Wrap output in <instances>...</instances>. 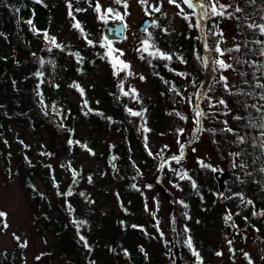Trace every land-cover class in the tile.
<instances>
[{
	"label": "rangeland",
	"instance_id": "1",
	"mask_svg": "<svg viewBox=\"0 0 264 264\" xmlns=\"http://www.w3.org/2000/svg\"><path fill=\"white\" fill-rule=\"evenodd\" d=\"M41 1L53 14L51 25L60 46L41 65L47 92L66 99L71 113L88 96L95 107L110 116L106 124H100L96 117L82 119L73 133L67 131V125L72 124L69 111L62 118L57 116L59 128L55 131L39 122L33 126L14 119L2 123L0 117V212L7 214L6 220L0 218V264H131L126 252L118 250L126 241L124 215L132 223L130 247L141 253L144 264H249V259L252 264H264V238L255 229L261 219L253 225L247 214H240L244 200L258 201L257 192L235 185L220 193L211 170L232 174L231 159L222 158L219 152L228 149L227 144L209 123L214 119L213 109L223 99L230 101L229 119H233V65L241 47L235 1L203 0L208 7L197 8L195 13L182 3L177 8L168 0H147L146 5L139 0H122L121 4L96 0L92 6H88V0ZM150 5L160 7V11H152ZM79 7H84L81 13L72 11ZM109 8L120 13L126 23L127 35L122 41L106 43L102 37L106 23L121 20L106 15L104 10ZM146 17L152 24L146 33H140L138 27ZM81 20L100 41L98 47L75 27ZM9 27L13 25L9 23ZM218 33L220 38L216 39ZM144 40L149 41V51L155 55L138 51ZM186 43H192L193 49L199 47V58L195 52L179 62L161 57L160 53L166 56L168 51H180ZM40 44L53 45L45 44V40ZM8 46L5 39L0 40V48ZM120 61L130 68L116 75L114 70L122 67ZM220 61L228 67H222ZM57 62L67 65L60 70L67 69L57 71ZM82 63L88 71H80ZM207 76L209 94L202 88ZM124 92L129 94L125 96ZM129 109L141 115L132 116ZM5 112L12 115L10 108ZM120 121L124 123L118 125ZM125 138L132 139L127 147L131 150L136 146L139 155L131 152V158L125 156ZM148 153L154 157L152 164ZM112 154L116 155V171L119 165L127 168L131 193H125L126 183L111 171L108 159ZM200 162L210 167H202ZM185 173L187 178H182ZM29 180L41 194L32 191ZM199 184L219 193L218 203L209 213L198 209L199 201L193 197L194 185ZM186 200L191 201L195 217L191 221L192 237L180 223V213L184 214L181 203ZM68 204L75 209V231L80 235L75 232L59 239L56 218L70 227ZM228 216L231 220H226ZM261 216L264 218V213ZM86 220L100 222L89 237L98 244L90 261L79 259L86 251L81 239L86 233ZM189 238L199 260L187 245ZM165 240L167 250L161 243ZM70 241L72 245L68 246Z\"/></svg>",
	"mask_w": 264,
	"mask_h": 264
},
{
	"label": "trees",
	"instance_id": "2",
	"mask_svg": "<svg viewBox=\"0 0 264 264\" xmlns=\"http://www.w3.org/2000/svg\"><path fill=\"white\" fill-rule=\"evenodd\" d=\"M234 1L237 5L236 10L239 9V11L235 10L234 17L240 24L241 47L240 55L233 65L236 75L234 92L231 98V104H234L233 119H229V114H231L229 112L231 110L230 101L223 99L225 103L218 104L213 109L215 115L209 126L217 131L227 144L228 149L224 148L219 151L222 158L228 157L232 161L230 165L232 178L227 182L226 191L230 190L232 186L240 185L251 187L257 192L258 201L244 200L241 204L240 214H247L249 223L253 225L255 220L261 219L260 225L255 229L264 238V218L261 216L264 213V171H262L264 169V130L259 127L261 117L264 116V99H261L264 96V88L258 87V85H264V55H262L264 53V34L258 27L264 25V0ZM79 10L81 8L73 11L78 14V12H81ZM52 16V12L43 1L37 3L36 0H0V40L5 39L9 45L8 49L0 48V100H4L3 107H0V117L4 120L2 123H9L14 119V121H20L24 126H33L34 122L36 124L39 122L41 126L55 131L59 128L57 116L62 118L64 115H68L67 111L71 113L67 100L64 98L58 99L56 96L51 95L43 84L46 74L41 65L49 58L48 56L52 50L59 48L46 44V42H51L50 38L55 35L50 20ZM9 23L13 27H9ZM250 25L257 27H250ZM79 26V30L83 31V34L91 40L93 45L100 43L99 40L93 38L85 21L81 20ZM45 33H47L48 39L45 38ZM218 38H220V33L216 36V39ZM43 40L51 50L40 44V41ZM180 47V51L175 50L169 53L171 60L176 61L177 59L179 62L188 59L192 52H195L198 58L200 57L199 47L193 49L192 43H186ZM62 65L63 63H57L55 68L58 66L56 69L60 70ZM27 68L29 69L27 70ZM32 68H35V70L33 71ZM65 69L67 68L65 67L61 71ZM209 81L210 77L207 76L202 84V88L207 90L206 94L210 92V89L208 90ZM82 86L84 87V84ZM194 90L192 88V92ZM86 98L88 99L82 101L79 109L71 113L72 124L67 125L69 133H73L75 125L82 119L96 117L100 124H106L105 120L110 116L106 110L102 109L100 111L99 108L95 107L94 101L90 97L87 96ZM97 101L103 103L101 98H97ZM98 102L95 105L98 106ZM7 108H10L12 115L5 112ZM257 109H260V111H257ZM237 117H240V119H237ZM119 123L124 122L120 121L118 125ZM128 134H130L129 130ZM221 138H219V144H221ZM241 139L243 142H241ZM124 142L126 146L123 145L122 152L126 157L131 158V152L140 154L136 146L135 148L132 146L131 150L127 147L128 142L132 144V139L125 138L123 144ZM127 150H130L128 154ZM225 152L226 154H224ZM237 154L239 155L238 162L235 163ZM148 156L152 164L154 157L149 153ZM241 164L244 167H240ZM115 176L126 183L125 193L133 191L130 176L124 165L118 166ZM28 183L36 195L41 194L37 191L32 180H29ZM218 194L213 187L199 184L194 187L193 197L199 201L197 203L198 209L200 208L204 213H209L215 209L218 203ZM181 205L184 214L180 213V223H184L187 232L193 234L194 229L191 226V221H194L195 217L191 201H182ZM67 210L71 214L70 227L63 225L59 217L56 218V233H60L59 239L76 232L75 228L77 227L73 223V221L76 222L75 209L71 204H68ZM248 212H250V215ZM123 217V235L125 236L123 237L126 241L119 244L118 250L119 252H126V258L131 264H144L145 258L141 253L132 250L130 247L129 236L132 223H129L128 216L124 215ZM86 222V233L82 237L87 242V247L85 248L86 251L79 256V259L87 258L90 261L93 259L98 244L93 240L91 241L89 237L93 231L99 228L100 222L95 223L90 220H86ZM76 233L77 236L80 235V233ZM69 243L68 246H71V241ZM161 243L167 250V241H161Z\"/></svg>",
	"mask_w": 264,
	"mask_h": 264
},
{
	"label": "snow or ice",
	"instance_id": "3",
	"mask_svg": "<svg viewBox=\"0 0 264 264\" xmlns=\"http://www.w3.org/2000/svg\"><path fill=\"white\" fill-rule=\"evenodd\" d=\"M37 3H40L41 0H36ZM139 2L142 4V5H146L147 4V0H139ZM168 2L170 4H175V6L177 8H180L181 6V3L186 5L189 9H192L193 13L196 12L197 8H200V9H206L208 7V5H205L203 3V0H199L198 3H195L194 0H180L179 3H177V0H168ZM115 3L117 4H121L122 3V0H115ZM123 7L125 8V10L127 9V3L124 2L123 3ZM150 7L152 8V11H155V12H159L160 11V7L158 6H155V5H150ZM69 8H71V5H69ZM211 9L213 12H216V7L215 5H212L211 6ZM97 11L100 12L101 9L99 6H97ZM105 11V14L106 15H115L116 17L120 18L121 20L123 19V17L121 16L120 13L118 12H114L113 9L109 8V9H106L104 10ZM237 11H239V9H237ZM181 12H183V8H181ZM127 14V12L125 11V15ZM217 14H222V13H217ZM69 15H71V11L69 12ZM188 17L185 16V19H187ZM29 23H31V21H29ZM75 27L79 28V24L77 23L75 25ZM250 27H257L255 25H250ZM262 32V34H264V25H260L258 26ZM45 35V38L48 39L47 37V33L44 34ZM51 39V43L56 46V47H60L57 43H56V40L54 37L50 38ZM141 45L142 47L140 49H138V51H143V52H147L148 55L152 56V55H155V53L149 51V48L152 47L149 43L148 40H144L141 42ZM103 46V45H102ZM51 50V49H49ZM158 51V50H157ZM217 51L219 52L220 50L217 49ZM122 54V53H121ZM161 57L164 58V59H170L171 57H168V56H165L163 53H160ZM262 55H264V53H262ZM121 64V68L119 70H114V74L118 75L119 74V71L120 70H124V69H129L130 68V65L127 64L126 62H123V61H120L119 62ZM220 64L222 67H228L227 65H224L223 61H220ZM114 69H115V64L113 65ZM39 75V73H38ZM141 79H143V77H141ZM121 87V90L123 91V84L120 85ZM258 87H261V88H264V85H258ZM131 92L133 95H136L138 96V93H136V90L135 89H131ZM129 93L128 92H124V95L127 96ZM261 99H264V96L261 97ZM221 104H224L225 102L223 100L220 101ZM129 111V114L132 115V116H140L141 113L140 112H135V111H132L131 109L128 110ZM257 111H260V109H257ZM198 116H203L204 114L203 113H197ZM181 119H183V117H181ZM237 119H240V117H237ZM253 127H255V125H253ZM259 127L264 130V116L261 117V123L259 125ZM229 131H231V129H229ZM181 134H182V130H181ZM241 142H243V140L241 139ZM69 143H71V141H69ZM173 159H178L176 157H174ZM201 163V166L202 167H205V168H208L210 167L209 165L207 164H204L203 162H200ZM235 166V165H234ZM240 167H244L243 164L239 165ZM164 165L162 164L161 165V169H163ZM213 172H216L217 169L215 168H212L211 169ZM262 171H264V169H262ZM182 178H187V174H183ZM195 186V185H194ZM71 193H69L70 195ZM185 207H187V205H185ZM6 216L7 214L6 213H3V212H0V218H4L6 220ZM226 220H231V216H228L226 217ZM74 223H76L75 221H73ZM80 223H85L84 221H81ZM5 228L7 227V224L4 223L3 225ZM81 239H84L83 237H81ZM187 245L190 249H192L193 251V255L197 257V259L199 260V253L195 251V249L193 248L192 246V242H191V239L189 238L188 242H187ZM85 246L87 247V242L85 241ZM217 255H221V253H217ZM245 256L247 257L248 254L245 253ZM39 259V258H38ZM200 264H202V261H200ZM249 264H252L251 260L249 259Z\"/></svg>",
	"mask_w": 264,
	"mask_h": 264
},
{
	"label": "water",
	"instance_id": "4",
	"mask_svg": "<svg viewBox=\"0 0 264 264\" xmlns=\"http://www.w3.org/2000/svg\"><path fill=\"white\" fill-rule=\"evenodd\" d=\"M95 0H91L90 3H94ZM150 19H145L143 23L140 25V31L144 32L146 31L148 25L150 24ZM104 36L107 39H123L126 36V26L123 22H116V23H111L104 28ZM109 161L111 163V168L112 171L115 169V155H112L109 158ZM216 178L219 180V188L223 189L224 184H223V179L228 177V174H223L221 172L216 173Z\"/></svg>",
	"mask_w": 264,
	"mask_h": 264
}]
</instances>
